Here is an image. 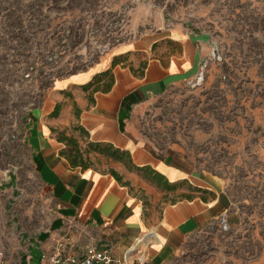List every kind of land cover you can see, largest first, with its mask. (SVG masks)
<instances>
[{"label": "rangeland", "instance_id": "374dc122", "mask_svg": "<svg viewBox=\"0 0 264 264\" xmlns=\"http://www.w3.org/2000/svg\"><path fill=\"white\" fill-rule=\"evenodd\" d=\"M176 26L204 44L197 71L130 128L231 205L167 264H264V0H0V262L35 264L67 233L29 142L54 87Z\"/></svg>", "mask_w": 264, "mask_h": 264}, {"label": "crops", "instance_id": "0c3cea01", "mask_svg": "<svg viewBox=\"0 0 264 264\" xmlns=\"http://www.w3.org/2000/svg\"><path fill=\"white\" fill-rule=\"evenodd\" d=\"M203 45L176 26L149 45L121 49L97 68L59 81L37 115L29 136L36 169L57 201L63 236L78 252L94 245L111 248L121 264H167L189 237L230 209L226 195L198 181L178 158L155 156L129 124L149 97L174 79L194 75ZM58 105L59 115L52 116ZM75 125L89 138L79 137ZM62 131L77 138L83 151L95 142L129 152L133 165L145 170L95 152L85 154L90 168L75 167L61 155Z\"/></svg>", "mask_w": 264, "mask_h": 264}, {"label": "trees", "instance_id": "16d2710c", "mask_svg": "<svg viewBox=\"0 0 264 264\" xmlns=\"http://www.w3.org/2000/svg\"><path fill=\"white\" fill-rule=\"evenodd\" d=\"M59 112H60V106L58 105L55 111L52 113V116L57 117L59 115ZM76 115L77 117L79 116L78 110L76 111ZM73 130L75 132L79 131L81 137L89 138V133L83 127L79 125H75L73 126ZM65 134L66 132L62 131L59 132V136H58L59 142L66 144V148L61 151V155L65 156L70 161L71 165L75 167L79 166L82 169L90 168L92 166V163L90 161L89 156H87L86 158L85 154L89 155L90 153L95 152L110 157L116 161L123 162L127 164L131 169H135L137 171L145 170L135 167L133 165L129 152L122 151L110 144L95 143V142H89L87 145V149L83 151L82 150L83 148L81 147L77 138L73 136L69 137L66 136ZM111 173L115 177H118L114 170H112ZM149 175L151 176V178L154 179L157 178V174L152 175V173L149 172ZM35 258H33V261L35 262V264H39L40 256H38L36 259Z\"/></svg>", "mask_w": 264, "mask_h": 264}, {"label": "built area", "instance_id": "2783aa9c", "mask_svg": "<svg viewBox=\"0 0 264 264\" xmlns=\"http://www.w3.org/2000/svg\"><path fill=\"white\" fill-rule=\"evenodd\" d=\"M130 1V0H125ZM0 264H4L3 261ZM39 264H121L108 247L88 246L78 252L66 236L60 237L51 250L44 251Z\"/></svg>", "mask_w": 264, "mask_h": 264}]
</instances>
